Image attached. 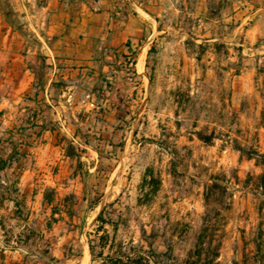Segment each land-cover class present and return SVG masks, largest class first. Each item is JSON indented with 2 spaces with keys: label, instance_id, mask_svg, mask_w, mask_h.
I'll return each instance as SVG.
<instances>
[{
  "label": "rangeland",
  "instance_id": "obj_1",
  "mask_svg": "<svg viewBox=\"0 0 264 264\" xmlns=\"http://www.w3.org/2000/svg\"><path fill=\"white\" fill-rule=\"evenodd\" d=\"M90 9L119 46L104 70L38 85L48 108L72 94L52 158L31 150L33 98L0 87V264H264V0Z\"/></svg>",
  "mask_w": 264,
  "mask_h": 264
},
{
  "label": "crops",
  "instance_id": "obj_2",
  "mask_svg": "<svg viewBox=\"0 0 264 264\" xmlns=\"http://www.w3.org/2000/svg\"><path fill=\"white\" fill-rule=\"evenodd\" d=\"M36 1L0 0V87L11 90L9 95L26 93L33 98L29 108L20 111H29L28 121L33 112H40V122L33 123H39L43 141L31 150L39 157L45 153L48 159L59 147L52 134L65 130L62 107L65 97L70 99L72 94L60 91L48 108V91L39 90L38 85H44L48 76L71 83L79 74L84 77L89 67L104 70L112 48L119 44L110 36L114 29L110 13L95 14L90 9L106 0H46L42 6ZM102 17L98 26L95 21ZM125 19L122 25L127 35H138V21L130 16ZM34 97L43 100L37 102L41 110L33 108ZM79 105L89 109L84 98Z\"/></svg>",
  "mask_w": 264,
  "mask_h": 264
},
{
  "label": "trees",
  "instance_id": "obj_3",
  "mask_svg": "<svg viewBox=\"0 0 264 264\" xmlns=\"http://www.w3.org/2000/svg\"><path fill=\"white\" fill-rule=\"evenodd\" d=\"M261 123H262V125L264 127V110L261 112ZM198 136H199V139L200 140H202L204 142H207V143L208 142H211L213 140V138H214L212 136V134H210V135H201V134H198ZM238 150H241V148H239V146H238ZM262 163H264V156H262Z\"/></svg>",
  "mask_w": 264,
  "mask_h": 264
},
{
  "label": "built area",
  "instance_id": "obj_4",
  "mask_svg": "<svg viewBox=\"0 0 264 264\" xmlns=\"http://www.w3.org/2000/svg\"><path fill=\"white\" fill-rule=\"evenodd\" d=\"M85 103L87 104L89 109H94L95 108V104L93 102V99L90 98L89 94H87L86 97H85Z\"/></svg>",
  "mask_w": 264,
  "mask_h": 264
},
{
  "label": "bare ground",
  "instance_id": "obj_5",
  "mask_svg": "<svg viewBox=\"0 0 264 264\" xmlns=\"http://www.w3.org/2000/svg\"><path fill=\"white\" fill-rule=\"evenodd\" d=\"M86 254H87V252H86ZM87 255H88V254H87ZM86 261H88V260H86ZM86 261H85V262H86ZM84 264H86V263H84Z\"/></svg>",
  "mask_w": 264,
  "mask_h": 264
}]
</instances>
